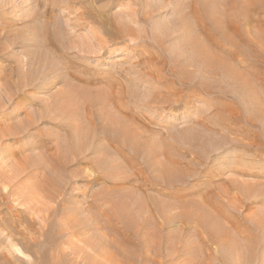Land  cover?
I'll use <instances>...</instances> for the list:
<instances>
[{"label":"rangeland","instance_id":"rangeland-1","mask_svg":"<svg viewBox=\"0 0 264 264\" xmlns=\"http://www.w3.org/2000/svg\"><path fill=\"white\" fill-rule=\"evenodd\" d=\"M263 228L264 0H0V264H264Z\"/></svg>","mask_w":264,"mask_h":264},{"label":"bare ground","instance_id":"bare-ground-1","mask_svg":"<svg viewBox=\"0 0 264 264\" xmlns=\"http://www.w3.org/2000/svg\"><path fill=\"white\" fill-rule=\"evenodd\" d=\"M53 3V2H52ZM48 4V3H47ZM55 5V4H54ZM205 5V4H204ZM92 11H94V9L92 10ZM95 13H96V11H95ZM103 15V14H102ZM147 15V14H146ZM97 16V15H96ZM104 16V15H103ZM99 17V16H98ZM92 18V17H91ZM88 21V20H87ZM204 21H205V19H204ZM91 21H89V23H90ZM202 24V23H201ZM106 26V25H105ZM108 27V26H107ZM109 28V27H108ZM103 34V33H102ZM107 35V34H106ZM101 36V35H100ZM105 36V35H104ZM104 38V37H103ZM102 38V39H103ZM48 39V38H47ZM101 39V40H102ZM193 40V39H192ZM107 41V40H106ZM106 41H104V42H106ZM198 41V40H197ZM100 42V41H99ZM189 42V41H188ZM187 42V43H188ZM196 42V41H195ZM53 43V42H52ZM51 43V44H52ZM100 43H102V42H100ZM193 43V42H192ZM41 44V43H40ZM39 44V45H40ZM190 44V43H189ZM198 44V43H197ZM198 45H200V44H198ZM103 46V45H102ZM196 46V45H195ZM205 48V47H204ZM49 49V48H48ZM194 49V48H193ZM50 50V49H49ZM53 50V49H52ZM201 50V49H200ZM199 50V51H200ZM202 50H204V49H202ZM51 51V50H50ZM196 51H198V50H196ZM198 51V52H199ZM205 51H206V49H205ZM201 53V52H200ZM202 54V53H201ZM204 54V56H205V53H203ZM208 56V55H207ZM203 58V57H202ZM212 58V57H211ZM208 59H209V57H208ZM207 59V60H208ZM43 60H45V59H43ZM207 62V61H206ZM28 64V63H27ZM52 65V64H51ZM38 67V66H37ZM40 67V66H39ZM43 67H44V65H43ZM53 67V66H52ZM42 68V67H41ZM40 68V69H41ZM38 69V68H37ZM40 69H38L39 71H40ZM41 70H43V68L41 69ZM39 71H37V73L39 72ZM44 71V70H43ZM34 72V71H33ZM64 72V71H63ZM57 76V75H56ZM68 76H70V75H68ZM30 77H32V76H30ZM24 80H25V78H24ZM31 84V83H30ZM245 97H246V95H245ZM244 98V97H243ZM257 104H259V103H257ZM257 104H254V106L255 105H257ZM253 108V107H252ZM258 108V107H257ZM256 108V109H257ZM260 108H261V106H260ZM250 109V108H249ZM249 109H247V110H249ZM254 109H255V107H254ZM7 110V109H6ZM5 110V111H6ZM252 111H253V109H252ZM254 111H256V110H254ZM259 111V110H258ZM247 112V111H246ZM262 114H263V112H262ZM234 141V140H233ZM238 148V147H237ZM240 150V149H239ZM242 152V151H241ZM257 154V153H256ZM251 157V156H250ZM246 168V167H245ZM165 169V168H164ZM242 170V169H241ZM171 172V171H170ZM165 173V172H164ZM161 174V173H160ZM166 174V173H165ZM169 177V176H168ZM165 179V178H164ZM164 181V180H163ZM216 212H218V214H219V216H221V217H223L226 221H228L230 224H231V226L233 227V228H235L237 231H238V233H239V236H241L244 240H245V242L247 243V246H248V248H247V250H248V256L249 255H252V253H253V244H252V240L255 238V235L257 236L258 235V237L257 238H259L260 236V233H258L259 231H257L256 229H253V228H251V227H249V226H247L246 228H243L242 230H241V227L239 226V224L238 223H236V222H234L233 221V219H231V218H229V216H226V215H224V213L221 211V210H217ZM158 213V212H157ZM203 213V212H202ZM206 213V212H205ZM197 214V213H196ZM199 215V214H198ZM205 215V214H204ZM207 215V214H206ZM214 215V214H213ZM216 216V215H215ZM207 217V216H206ZM192 220V219H191ZM190 220V221H191ZM196 220V219H195ZM217 220V219H216ZM187 221H189V220H187ZM215 221V220H214ZM218 221H219V219H218ZM223 221V220H222ZM195 222V221H194ZM224 222V221H223ZM193 224V223H192ZM76 226V225H75ZM79 226V225H78ZM218 226V225H217ZM229 226V225H228ZM198 227V226H197ZM206 227V226H205ZM207 228V227H206ZM264 229V228H263ZM78 232H79V230H78ZM80 232H81V230H80ZM213 232V231H212ZM211 233V232H210ZM222 233V232H221ZM258 233V234H257ZM75 235V234H74ZM75 237V236H74ZM130 241V240H129ZM218 242V241H217ZM256 242L257 243H260V241H257V239H256ZM262 242V241H261ZM103 243H105V242H103ZM108 243V242H107ZM254 243V242H253ZM99 244V243H98ZM225 244V243H224ZM261 244V246H262V243H260ZM106 245V244H105ZM229 245V244H228ZM231 245V244H230ZM259 245V244H258ZM263 245H264V242H263ZM107 246V245H106ZM224 246H226V245H224ZM260 246V245H259ZM88 247V246H87ZM99 247V246H98ZM134 247H135V245H134ZM137 247V246H136ZM229 247V246H228ZM263 247V246H262ZM101 248V247H100ZM104 248H105V246H104ZM226 249V248H225ZM241 250V249H240ZM103 251V250H102ZM261 251V250H260ZM263 252H264V247H263V250H262ZM261 251V252H262ZM259 252V251H258ZM95 253V252H94ZM145 253H147V252H145ZM256 253V252H255ZM260 253V252H259ZM112 254V253H111ZM97 255H98V253H97ZM261 256V255H260ZM263 256V255H262ZM86 257V256H85ZM144 258V257H143ZM149 258H150V256H149ZM152 258V257H151ZM237 258V257H236ZM131 259V258H130ZM150 260V259H149ZM147 264V263H146Z\"/></svg>","mask_w":264,"mask_h":264}]
</instances>
